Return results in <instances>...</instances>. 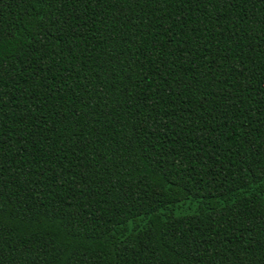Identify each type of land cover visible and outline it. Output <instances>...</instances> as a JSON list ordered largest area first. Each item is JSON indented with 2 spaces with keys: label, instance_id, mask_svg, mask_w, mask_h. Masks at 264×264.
<instances>
[{
  "label": "trees",
  "instance_id": "trees-1",
  "mask_svg": "<svg viewBox=\"0 0 264 264\" xmlns=\"http://www.w3.org/2000/svg\"><path fill=\"white\" fill-rule=\"evenodd\" d=\"M0 264H264V0H0Z\"/></svg>",
  "mask_w": 264,
  "mask_h": 264
}]
</instances>
